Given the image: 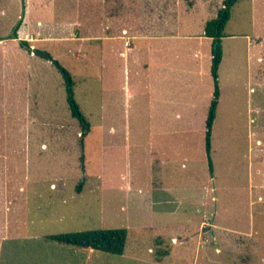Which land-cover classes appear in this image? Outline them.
<instances>
[{
    "label": "rangeland",
    "instance_id": "obj_1",
    "mask_svg": "<svg viewBox=\"0 0 264 264\" xmlns=\"http://www.w3.org/2000/svg\"><path fill=\"white\" fill-rule=\"evenodd\" d=\"M25 5L18 37L68 70L89 129L64 73L8 36L22 0H0V237L7 215L22 219L3 259L26 264L46 233L124 227L125 254L96 264H264V0H238L222 38L213 175L212 41L200 37L224 0ZM160 50L165 67L146 68Z\"/></svg>",
    "mask_w": 264,
    "mask_h": 264
},
{
    "label": "trees",
    "instance_id": "obj_2",
    "mask_svg": "<svg viewBox=\"0 0 264 264\" xmlns=\"http://www.w3.org/2000/svg\"><path fill=\"white\" fill-rule=\"evenodd\" d=\"M237 1L238 0H224V6L219 10L218 15L215 18L208 20L204 28V34L212 38L213 40L211 74L214 81V92L206 118L205 131V150L211 175L214 174L215 169L212 157V130L217 116V109L221 95L219 83V67L223 59L222 38L225 36V28L231 18L232 6ZM20 43L23 47L30 49L29 42L27 40H21ZM55 64L62 73H69L68 70L60 62H56ZM66 81L67 89L69 92L68 100L72 110V115L78 118L81 124L84 125L87 120L82 113L77 101L74 98L71 99L70 97V93L73 91V79H71L70 82L67 79ZM81 188L82 184L77 186L79 192ZM48 238L66 246H74L77 248H93L105 253L122 255L126 250L128 229L122 227L62 232L48 235ZM160 254L166 255L167 252L161 250Z\"/></svg>",
    "mask_w": 264,
    "mask_h": 264
},
{
    "label": "crops",
    "instance_id": "obj_3",
    "mask_svg": "<svg viewBox=\"0 0 264 264\" xmlns=\"http://www.w3.org/2000/svg\"><path fill=\"white\" fill-rule=\"evenodd\" d=\"M124 31H127V30L124 29ZM146 37L156 38V37H162V36H157V35L151 36V34L150 35L147 34ZM200 38H202L204 40H209V42H210V40L213 41L212 38H210L204 34V31H203V37H200ZM0 41H2V40H0ZM211 50H212V42H211ZM160 52H162V51L160 50ZM200 53H202V52H200V49L194 50L193 55L191 53V58H193L194 60H197V61L201 60L202 54H200ZM212 57H213V55H212ZM164 58H165V55H163V52H162V57H160L156 62H151V61L146 62V68H148L149 65L156 64L157 66H160L159 69H163L165 67L164 62H163ZM160 59H162V60H160ZM182 69L187 70L185 67H183ZM198 69H199L198 70V73H199L200 68H198ZM161 74H163V71L161 72ZM199 74H201V73H199ZM155 95H157V94L155 93ZM155 99L161 100L160 102L163 101L162 98H155ZM210 102H211V100H210ZM177 115H179V114H177ZM158 146L160 148V144H158ZM152 152H153L152 154L154 155L152 164L154 163V160H157L156 161V163H157L161 158H160V156L155 154L154 151H152ZM152 164H151V166H152ZM22 189H24V188H22ZM10 197L12 198L11 195H10ZM9 202H11V205H12V202H15V200L12 198V200ZM9 207H8V210H9ZM66 214H68V213L61 214L58 217V219H55L54 221L52 220L49 222H52L54 225H57L56 222L64 220L66 218ZM10 223H11L10 219L8 218V215H7L6 221H5V226H4L6 228L5 232H8L7 234H9V233L22 234L19 232L20 228L18 227V224L22 223V219H20L19 216H12V223H14V224L10 225ZM3 225H4V223H3ZM3 225L0 224V226H3ZM10 226L13 228L12 230L9 228ZM21 229H22V227H21ZM7 234L3 237H0V241L4 240L7 236ZM51 234H55V233H46L43 235V237H42L44 240L43 245L40 244L39 247L37 248L36 252H33L29 257L27 256L28 260L26 261V264H96L97 258H98V260H100L101 257L103 256L102 255L103 251L96 250L93 248H77L74 246L62 245V244H60L54 240L49 239L48 235H51ZM31 237L34 239H40L41 238L40 236H31ZM43 247H47V249H48L47 252H45V250H43ZM38 249H42V252L41 251L38 252L39 251ZM124 254H125V252H124ZM124 254H122V255H124ZM6 263L7 264H15L12 261H10L8 263V261H5L3 259L2 246H0V264H6ZM16 264H17V262H16Z\"/></svg>",
    "mask_w": 264,
    "mask_h": 264
},
{
    "label": "water",
    "instance_id": "obj_4",
    "mask_svg": "<svg viewBox=\"0 0 264 264\" xmlns=\"http://www.w3.org/2000/svg\"><path fill=\"white\" fill-rule=\"evenodd\" d=\"M25 13H26L25 0H22V11H21L20 19H19V20L17 21V23L14 25L13 30L11 31V33H10L8 36L20 39V38L18 37V29H19V27H20V25H21V23H22V21H23V19H24V17H25ZM20 40H22V39H20ZM27 47H28V46H27ZM29 48H30V49H33V52H34L35 54L38 53V54H40V55H43V56L47 57L50 61H52V62H54V63L58 62V61L55 60L54 57H52L51 54H50L48 51H46V50H39V49H37V48H33V47H31V46H29ZM64 76L66 77V79H67L69 82L71 81L72 77H71L70 73H64ZM70 97H71V99L74 98V95H73L72 92L70 93ZM84 126H85V130L88 131L89 128H88V125L86 124V122L84 123Z\"/></svg>",
    "mask_w": 264,
    "mask_h": 264
}]
</instances>
